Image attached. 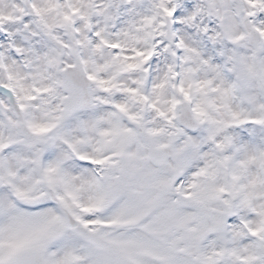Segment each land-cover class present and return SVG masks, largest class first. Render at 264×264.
Here are the masks:
<instances>
[{
	"label": "snow or ice",
	"instance_id": "obj_1",
	"mask_svg": "<svg viewBox=\"0 0 264 264\" xmlns=\"http://www.w3.org/2000/svg\"><path fill=\"white\" fill-rule=\"evenodd\" d=\"M0 264H264V0H0Z\"/></svg>",
	"mask_w": 264,
	"mask_h": 264
}]
</instances>
